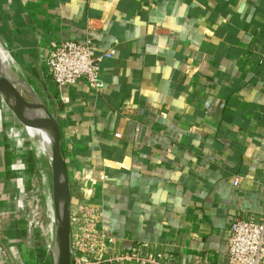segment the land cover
<instances>
[{
	"label": "crops",
	"instance_id": "obj_1",
	"mask_svg": "<svg viewBox=\"0 0 264 264\" xmlns=\"http://www.w3.org/2000/svg\"><path fill=\"white\" fill-rule=\"evenodd\" d=\"M0 38L51 99L71 212L99 208L118 250L224 264L232 220L264 218V0H0ZM85 38L105 86L59 92L46 58ZM19 131L0 97V264H40Z\"/></svg>",
	"mask_w": 264,
	"mask_h": 264
},
{
	"label": "built area",
	"instance_id": "obj_2",
	"mask_svg": "<svg viewBox=\"0 0 264 264\" xmlns=\"http://www.w3.org/2000/svg\"><path fill=\"white\" fill-rule=\"evenodd\" d=\"M96 50L90 38L55 42L46 58V74L59 92L81 81L95 92L104 88ZM42 95H46L51 106L49 96ZM61 100L67 103L70 98L61 97ZM238 182L239 177L235 184ZM102 217V211L89 204H81L76 212H71V264H175L172 255L149 253L142 243H136L130 250H118L115 237L102 227ZM27 222L29 231L35 232L33 222L29 218ZM52 238L51 225L47 231L42 228L37 237L39 248L47 255L52 249ZM225 241L228 260L224 264H264V218L261 221L234 218Z\"/></svg>",
	"mask_w": 264,
	"mask_h": 264
},
{
	"label": "water",
	"instance_id": "obj_3",
	"mask_svg": "<svg viewBox=\"0 0 264 264\" xmlns=\"http://www.w3.org/2000/svg\"><path fill=\"white\" fill-rule=\"evenodd\" d=\"M22 77V76H21ZM32 90L34 88L27 82ZM35 91V90H34ZM36 92V91H35ZM0 97L6 107L20 116L39 121L44 129L51 155L50 191L53 205V238L49 254L50 264H71V201L72 190L69 172L62 152V131L54 109L40 102L30 100L11 89L9 69L0 57ZM29 243L40 246L37 236L32 232Z\"/></svg>",
	"mask_w": 264,
	"mask_h": 264
},
{
	"label": "rangeland",
	"instance_id": "obj_4",
	"mask_svg": "<svg viewBox=\"0 0 264 264\" xmlns=\"http://www.w3.org/2000/svg\"><path fill=\"white\" fill-rule=\"evenodd\" d=\"M23 77L26 78L24 75ZM26 80L32 86H34L29 79L26 78ZM33 88H35V86ZM37 93L41 97L45 98L46 96L42 95L40 91H37ZM50 108L53 109L52 104ZM12 114L14 115V113ZM15 118L17 119L18 129L20 130L18 138L20 143L19 145L25 150V155L18 157V161L22 166H25L24 170H26L27 174H29L28 178L31 183L29 189L23 191L21 195L23 199L21 200V212L26 219L29 218V221L33 222L34 227L36 226L35 235L38 237V234L42 232L40 224H44L45 227L49 228L48 225L51 222L48 216L47 198L50 187L49 173L51 174L50 171L52 170L49 161L45 157L43 161L38 157L33 142L29 137L28 131L23 125L22 119L17 118L16 116ZM47 257V254L43 252V259L39 258L42 264H49Z\"/></svg>",
	"mask_w": 264,
	"mask_h": 264
},
{
	"label": "bare ground",
	"instance_id": "obj_5",
	"mask_svg": "<svg viewBox=\"0 0 264 264\" xmlns=\"http://www.w3.org/2000/svg\"><path fill=\"white\" fill-rule=\"evenodd\" d=\"M0 57L8 65L11 89L17 94H20L30 100L40 102L46 107H49L50 106L49 100H47L44 97H41L37 93V90L35 88L34 90L36 92L32 90L30 86L27 84L26 78L23 77L24 75L23 68L16 62V60L12 55L10 47L1 38H0ZM20 118L23 121L24 127L28 131L29 137L33 142L38 157L41 158L42 161L44 160L45 157L49 161L51 167V155L47 146L44 129L42 125L40 124L39 121L32 120L24 116H20Z\"/></svg>",
	"mask_w": 264,
	"mask_h": 264
}]
</instances>
